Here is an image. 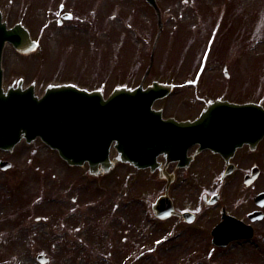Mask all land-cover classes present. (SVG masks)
<instances>
[{"label":"rangeland","instance_id":"374dc122","mask_svg":"<svg viewBox=\"0 0 264 264\" xmlns=\"http://www.w3.org/2000/svg\"><path fill=\"white\" fill-rule=\"evenodd\" d=\"M156 2L159 18L145 0H0L8 25L22 22L39 42L30 54L4 46V85L35 82L40 94L47 84L72 82L107 94L138 84L153 52L143 83L176 84L155 103L166 115H183L187 105L195 113L214 96L264 104V0ZM1 155L12 166L0 169V264H40V251L47 264H264V217L252 239L217 249L209 235L219 220L214 207L200 206L205 216L172 231L151 212L158 184L145 171L118 164L90 177L86 165H67L38 139ZM257 156L264 163V141ZM238 176L222 202L240 217L253 204ZM206 186L186 189L196 201Z\"/></svg>","mask_w":264,"mask_h":264},{"label":"water","instance_id":"95a60500","mask_svg":"<svg viewBox=\"0 0 264 264\" xmlns=\"http://www.w3.org/2000/svg\"><path fill=\"white\" fill-rule=\"evenodd\" d=\"M147 2L157 10L155 0ZM5 41L20 52L36 46L19 23L7 28L0 11V55ZM170 89L171 85L153 81L145 88L141 85L117 87L104 98L100 90L88 91L72 84H60L46 87L43 95L38 97L32 86L4 89L0 68V148L11 149L21 138L29 142L39 136L69 164L87 162L89 172L93 174L99 171L98 164L105 171L118 160L136 167L150 165L153 168L157 142L164 139L163 129L167 128L168 138L172 140L174 128H184L187 124L162 120L160 110L152 108L153 101L165 96ZM221 105L240 109L242 115H249L251 109L252 115L256 116L251 134L257 139L263 136L264 108L255 104L224 102ZM204 122L199 118L194 124ZM111 145L117 152L112 161L109 159ZM185 149L184 146L183 151ZM0 166L4 168L7 163ZM211 233L214 245L225 246L231 240L251 237L252 228L234 217L223 215Z\"/></svg>","mask_w":264,"mask_h":264},{"label":"flooded vegetation","instance_id":"af4514ba","mask_svg":"<svg viewBox=\"0 0 264 264\" xmlns=\"http://www.w3.org/2000/svg\"><path fill=\"white\" fill-rule=\"evenodd\" d=\"M207 103H209V101H206L201 105V109L199 110V112L202 110V108L207 105ZM186 112H188L189 114L183 117L182 119L191 120L194 118V116L199 113L197 112L196 115H193L192 107L189 105L186 108ZM199 147L200 144L195 143L188 148L187 155L188 157H191V160L188 164L184 165H179L177 161L167 163L163 156L158 157V166L152 172L155 177V181L158 184L156 188L157 196L162 193V190L167 182V180L162 178L160 174L161 169H163L172 177V181L168 189L175 209L178 212H181L183 210H189L192 213H189L191 215L190 222H185L184 218L179 217V215L177 214L172 215L164 220L157 219L156 221L161 224L172 225V227H174L172 229L174 230L177 227V229L181 230L183 227L194 225L201 218V216L206 215V211L199 212L201 209L200 206L202 205L204 208H209L210 205L213 206L214 210L217 212V214H219V216L222 214L223 210H225V212L229 214L230 212L226 209L225 205L222 202V195L224 194L223 192H225L224 190L226 187L230 191L236 188V186H232V178H230L233 173H241L238 178L243 183L242 188L249 189L251 193V203L253 204V206L244 213V216H240V218L246 220L245 217H247V215L251 211L256 210L258 207L254 201V196L260 191L264 190L259 189L257 186L259 179L261 181V179L264 177L263 159H260L257 156L258 145H255L254 148H250L249 144L244 143L239 148L235 149V151L228 160V164L230 166L229 169L232 171V173L226 176L223 181L220 179L219 176L220 173L224 169H226V167H228L226 165V161L218 153L213 152L209 148L206 147L199 149ZM254 169L255 171H258L257 176L249 185H245L244 180H249V178L253 177L252 171ZM207 172H209L208 175L206 174ZM206 182L210 184L211 188L209 186L203 187L210 189L205 190L202 188V193L206 191V193L211 194V196L213 195L212 199L214 198L216 199V201L214 204L208 205L206 201H203V197L201 195V201L199 205L198 198L196 199V201L193 200V198H190L192 194L189 190L186 189V186H188V184L199 185ZM225 183L226 186L223 188L222 186ZM262 211L264 214V207L262 208Z\"/></svg>","mask_w":264,"mask_h":264}]
</instances>
